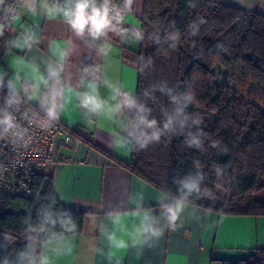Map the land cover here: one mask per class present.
<instances>
[{"label":"clouds","instance_id":"1","mask_svg":"<svg viewBox=\"0 0 264 264\" xmlns=\"http://www.w3.org/2000/svg\"><path fill=\"white\" fill-rule=\"evenodd\" d=\"M135 3L136 0H0V45L26 53L21 69L11 75L0 68V141L14 152L27 150L33 143V129L47 131L59 123L66 94L74 93L87 122L102 116L113 121L117 134L135 152L167 146L176 137H182L185 148L207 151L208 134L202 127V117L189 110L199 103L191 85L178 91L162 80L133 92L106 74L102 61L113 54L114 38L147 41L165 57L177 50L181 33L175 22H157L147 31L129 21ZM189 6L194 8L196 4L189 0ZM40 15L62 20L75 39L57 51L50 47L46 56L35 55L42 30L35 23L25 26L22 22L25 16ZM206 24L203 16H197L187 25L188 36H200ZM192 43L195 47V40ZM216 48L226 50L219 42ZM77 55L82 57L79 64L75 61ZM136 63L141 74L154 68L151 57L141 55ZM102 89L107 95H101ZM208 147L221 155L229 151L219 140L209 141ZM230 167V163L210 166L217 189L230 183ZM6 171L7 165L0 162V180ZM207 179L208 173L195 159L190 171L172 176L171 185L165 183L157 190L154 206L146 201L143 191L130 194L126 211L133 225L127 239L116 230L125 212L119 202L104 211L89 236L81 230L71 209L58 206L56 193H46L38 199L35 214L29 212L22 219L20 247L13 245L12 236H0V264H58L63 257L73 256L74 249L66 240L73 234H78L79 242L73 264H96V258L104 257L106 249L112 248L133 250L139 257L145 249L157 247L166 233L182 229L181 218L187 209L191 208L192 216L199 219L196 201L214 196L206 185Z\"/></svg>","mask_w":264,"mask_h":264},{"label":"trees","instance_id":"2","mask_svg":"<svg viewBox=\"0 0 264 264\" xmlns=\"http://www.w3.org/2000/svg\"><path fill=\"white\" fill-rule=\"evenodd\" d=\"M193 2L194 8L189 0H144L142 28L151 31L157 22L174 21L181 36L177 50L167 57L147 41L138 43V57H151L154 68L141 74L137 65L135 92L162 80L178 91L191 85L199 103L189 110L202 117V127L208 134L207 151L183 147L182 137L167 146H150L143 152L131 150L129 162L100 151L157 189L165 183L171 185L172 176L190 171L192 161L198 159L208 173L206 185L214 196L204 197L196 205L219 214L264 215V196H260L264 193V13L210 0ZM197 16H203L207 24L202 26L200 36L189 37L187 25ZM218 42L224 44L225 51L217 50ZM70 133L81 139L79 134ZM211 140L221 141L228 153L221 155L209 148ZM213 163L231 164L230 183L223 188L215 187V177L209 172ZM52 192V180L35 173L28 196L0 193V233L12 236L15 247L22 243L23 217L29 212L34 215L38 199ZM57 203L64 208L58 197ZM71 211L82 230L85 212ZM211 264H264V249H256L244 259H212Z\"/></svg>","mask_w":264,"mask_h":264},{"label":"crops","instance_id":"3","mask_svg":"<svg viewBox=\"0 0 264 264\" xmlns=\"http://www.w3.org/2000/svg\"><path fill=\"white\" fill-rule=\"evenodd\" d=\"M218 3L241 7L251 12L264 13V0H210ZM144 0H136L135 12L129 21L141 27ZM25 26L35 23L42 30L41 43L34 51L35 55L46 56L49 48L57 51L69 40H74L68 26L60 19H50L43 15L25 16ZM78 43V42H77ZM114 52L106 60V74L109 79L119 81L125 88L135 92L137 86L138 43L113 39ZM82 50V46L80 47ZM23 51L8 50L0 45V68L9 71L21 69ZM77 55L75 61L80 63ZM73 71L76 69L73 67ZM101 95H107L106 89ZM66 105L59 123L69 132L79 134L70 144L56 148V162L42 167L38 173L51 179L55 193L64 208L85 212L82 231L93 235L104 211L119 202L125 209L123 220L116 226L118 235L124 239L132 231L133 221L129 218L128 198L137 190L145 193L146 201L155 205L157 188L116 164L107 152L123 162L131 159V149L126 146L116 132V124L100 117L92 123L87 122L77 107L75 94H66ZM33 106H36L33 102ZM115 137V142H113ZM83 139L90 142L88 144ZM97 147V148H96ZM66 157V160H62ZM199 210V219L192 216L189 208L182 216L183 228L177 232H168L159 245L145 249L137 257L133 250L106 249L104 257H97L96 264H211L212 259H244L264 249V215L219 214L211 209L195 205ZM0 236L3 234L0 233ZM78 234L66 237L73 247V256L63 257L58 264H73ZM83 255L84 248L80 245Z\"/></svg>","mask_w":264,"mask_h":264},{"label":"built area","instance_id":"4","mask_svg":"<svg viewBox=\"0 0 264 264\" xmlns=\"http://www.w3.org/2000/svg\"><path fill=\"white\" fill-rule=\"evenodd\" d=\"M74 136L57 123L47 131L33 129V143L22 153L14 152L0 141V162L8 167L0 180V193L7 196H28L35 173L56 162V148L70 144ZM66 160V157H62Z\"/></svg>","mask_w":264,"mask_h":264},{"label":"rangeland","instance_id":"5","mask_svg":"<svg viewBox=\"0 0 264 264\" xmlns=\"http://www.w3.org/2000/svg\"><path fill=\"white\" fill-rule=\"evenodd\" d=\"M260 196H264V193L260 194Z\"/></svg>","mask_w":264,"mask_h":264}]
</instances>
